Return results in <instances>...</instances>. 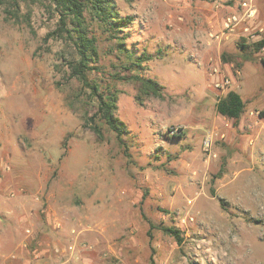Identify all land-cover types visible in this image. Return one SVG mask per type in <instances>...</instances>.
Returning <instances> with one entry per match:
<instances>
[{"label": "rangeland", "instance_id": "1", "mask_svg": "<svg viewBox=\"0 0 264 264\" xmlns=\"http://www.w3.org/2000/svg\"><path fill=\"white\" fill-rule=\"evenodd\" d=\"M113 2L132 19L123 53L83 18L98 51L90 79L117 93L129 158L97 119L102 139L86 127L94 104L70 75L74 40L52 35L54 8L0 0V264H264V49L252 53L264 0ZM126 51L151 57L133 74L163 99L138 102L117 79ZM229 90L245 104L236 121L215 110Z\"/></svg>", "mask_w": 264, "mask_h": 264}, {"label": "trees", "instance_id": "2", "mask_svg": "<svg viewBox=\"0 0 264 264\" xmlns=\"http://www.w3.org/2000/svg\"><path fill=\"white\" fill-rule=\"evenodd\" d=\"M50 6L59 15V27L57 32H54L56 37H60L65 33L67 37L74 40L76 49V57L69 64L70 75L80 82L82 89L87 91L90 99L94 104L95 113L88 119L85 118V125L99 138L102 139V132L99 124H103L107 129L113 132L123 148L124 155L129 158L128 149L125 147L123 138L129 133L126 125L115 116L117 109L118 96L112 89H102L100 85L90 79L92 71L97 69L98 51L96 40L89 37L84 26L83 15L86 11L92 13L93 16L107 28V32L112 39L117 41L118 51L123 53V43L118 33H121L127 25L131 22V17H120L115 9L113 0H46ZM69 23H68V22ZM70 25L71 28L67 27ZM244 49L248 46L242 45ZM264 49V39L255 42L252 45V53H258ZM127 52V51H126ZM124 53L127 58V66L123 69L127 75L125 77L118 76L117 79L125 80L126 82H133L137 85L136 100L142 102L146 98L163 99V88L154 80L146 79L139 74L133 72H140L143 70V63L149 61L151 57L143 54L142 56H134V54ZM245 104L241 96L229 90L223 97L218 98L215 103L216 112L226 119L233 121L238 120L244 112ZM95 119L99 124L95 123ZM183 136L179 129L172 139H180ZM214 197V191L211 192ZM220 206L225 210V203L219 200ZM161 231L173 238L178 244L181 243V232L168 226L160 227Z\"/></svg>", "mask_w": 264, "mask_h": 264}, {"label": "built area", "instance_id": "3", "mask_svg": "<svg viewBox=\"0 0 264 264\" xmlns=\"http://www.w3.org/2000/svg\"><path fill=\"white\" fill-rule=\"evenodd\" d=\"M244 6L246 7V4H244ZM232 22H233V20L228 19V22H226V27H229V25H231ZM168 133L171 135H175L177 132L175 130H170Z\"/></svg>", "mask_w": 264, "mask_h": 264}]
</instances>
